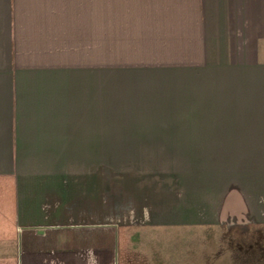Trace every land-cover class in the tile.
<instances>
[{
  "label": "crops",
  "instance_id": "0c3cea01",
  "mask_svg": "<svg viewBox=\"0 0 264 264\" xmlns=\"http://www.w3.org/2000/svg\"><path fill=\"white\" fill-rule=\"evenodd\" d=\"M234 217L264 223V0H0V264Z\"/></svg>",
  "mask_w": 264,
  "mask_h": 264
},
{
  "label": "rangeland",
  "instance_id": "374dc122",
  "mask_svg": "<svg viewBox=\"0 0 264 264\" xmlns=\"http://www.w3.org/2000/svg\"><path fill=\"white\" fill-rule=\"evenodd\" d=\"M103 164H175V154L105 152ZM105 172L110 176L115 168L106 167ZM125 186L105 185V193H111L112 188L124 190ZM122 228L117 238L110 229L103 230L105 241L114 236L119 243L115 264H264V223L248 217L230 218L229 223L213 229Z\"/></svg>",
  "mask_w": 264,
  "mask_h": 264
}]
</instances>
